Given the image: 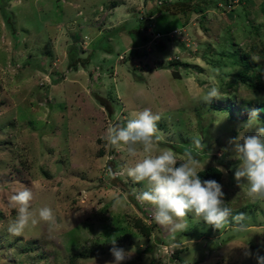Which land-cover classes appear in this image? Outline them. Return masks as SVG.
Instances as JSON below:
<instances>
[{
  "label": "rangeland",
  "instance_id": "1",
  "mask_svg": "<svg viewBox=\"0 0 264 264\" xmlns=\"http://www.w3.org/2000/svg\"><path fill=\"white\" fill-rule=\"evenodd\" d=\"M194 2L202 14L184 16L190 0H0V264H110L113 237L131 251L121 264H257L264 256V200L250 199L243 179L237 185L229 143L252 134L250 112L264 110V92L239 81L231 61L234 51L263 61L264 2ZM214 85L221 97L203 101ZM144 108L162 116L160 151L179 163L191 150L202 169L225 170V203L245 213L242 221L218 230L189 213L188 230L174 239L155 223L154 208L136 197L144 184L121 175L132 159L101 139ZM257 120L264 126V113ZM200 137L203 152L193 145ZM22 187L56 223L12 236L17 211L8 199Z\"/></svg>",
  "mask_w": 264,
  "mask_h": 264
},
{
  "label": "clouds",
  "instance_id": "2",
  "mask_svg": "<svg viewBox=\"0 0 264 264\" xmlns=\"http://www.w3.org/2000/svg\"><path fill=\"white\" fill-rule=\"evenodd\" d=\"M251 59L260 62L259 56ZM219 97V88L214 85L204 92L201 99L210 102ZM258 111L251 110L245 125L246 129L255 128V131L229 141L233 145L232 158L239 162L234 171V180L238 186L242 179L245 181L247 195L253 201L264 200V126H259ZM161 118L160 113H153L150 108L133 111L123 120L118 119L111 124L101 137L106 147L122 151L132 159L133 162L123 168L121 175L137 184H144V190L139 191L136 197L142 205L148 204L154 208L152 218L155 223L167 228L170 238L174 239L177 233L188 230L189 213L218 230L232 221H242L245 213L236 212L233 215V209L224 205L222 185L214 179L200 178L198 169L204 165H200L191 150H186L178 163L173 151L158 149V144L164 140L158 128ZM202 139H193L197 152H203L206 147ZM109 174H112L111 169ZM33 198L30 187L19 188L10 194L8 204L17 211L16 218L7 227L10 235L22 236L26 229L40 222L49 225L56 223V214L51 207L32 208ZM110 243L113 245L110 252L114 257L110 264H121L131 258V251L115 247L114 237ZM245 255L252 254L246 251ZM256 260L257 264H264V256L257 255Z\"/></svg>",
  "mask_w": 264,
  "mask_h": 264
},
{
  "label": "trees",
  "instance_id": "3",
  "mask_svg": "<svg viewBox=\"0 0 264 264\" xmlns=\"http://www.w3.org/2000/svg\"><path fill=\"white\" fill-rule=\"evenodd\" d=\"M191 1V9H182V13L185 15H189L190 13H203L202 8L196 7L195 0ZM201 2V1H200ZM228 0H224V3H227ZM264 2V0H263ZM204 4L202 3L201 6ZM161 10H167V8H163ZM160 10V11H161ZM159 11L158 9H152L148 13L149 15H153V13ZM263 54L262 58L263 61L260 63H256L251 60L250 55L247 53H239L238 51H234L232 54L233 59L231 60L232 63H237V66L240 67V71L237 72L236 78L239 81L247 82L251 87H253L256 91H263L264 92V50L261 53ZM229 59V58H227ZM177 65V62L175 63V66ZM174 67V64L171 65ZM172 76L174 78H179L178 73L174 68L172 69ZM231 85V84H229ZM264 113V110H263ZM263 113H258V117L260 118ZM199 175L202 180L207 179H214L218 183L221 182L222 179V171H220V168L216 166H207L206 168L199 170ZM224 205L228 207V205L224 202ZM140 222L138 221V224ZM143 232L145 234H148V230L146 228H142ZM124 264H130L129 262H125Z\"/></svg>",
  "mask_w": 264,
  "mask_h": 264
}]
</instances>
